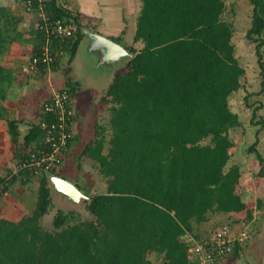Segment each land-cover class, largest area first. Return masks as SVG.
Wrapping results in <instances>:
<instances>
[{
	"label": "trees",
	"instance_id": "trees-1",
	"mask_svg": "<svg viewBox=\"0 0 264 264\" xmlns=\"http://www.w3.org/2000/svg\"><path fill=\"white\" fill-rule=\"evenodd\" d=\"M248 1L252 15L245 37L255 44L262 75L264 0ZM43 4L51 18L76 25L73 35L50 43L51 49L69 51L72 59L81 38L79 17L59 0ZM224 8L225 0H140L133 45L124 46L132 57L114 74L103 97L110 129L95 125V137L79 153L95 161L105 190L91 194L76 184L88 196L89 217L59 208L44 222L54 203L47 175L29 169L12 175L9 186L20 179L27 187L36 179L35 202L16 219L0 215V264H191V247L210 241L220 227L234 235L244 231L253 208L240 195V166L228 165L235 146L229 131L241 123L228 97L240 88L246 71L235 56L233 25L223 19ZM25 12L31 17L34 55L42 50L45 33L36 26L35 12ZM21 26L22 17L0 0V121L6 120L15 147L14 166L43 138L38 124L20 138L16 121L7 119V90L15 74L1 59L13 42L28 41ZM138 41L142 44L135 46ZM65 89L72 101L74 85ZM259 108H252V117ZM258 121L253 124L263 123ZM105 127L111 132L106 151ZM257 142L256 137L247 150L255 152L256 175L264 177ZM11 172L8 168L0 176ZM243 210L246 217L237 216L217 230L212 226L216 212ZM240 245L234 242L230 254L237 256Z\"/></svg>",
	"mask_w": 264,
	"mask_h": 264
},
{
	"label": "rangeland",
	"instance_id": "rangeland-1",
	"mask_svg": "<svg viewBox=\"0 0 264 264\" xmlns=\"http://www.w3.org/2000/svg\"><path fill=\"white\" fill-rule=\"evenodd\" d=\"M103 4L104 6L106 5L107 8L105 15L109 25L118 24L122 1L105 0V3ZM125 11L126 9L123 11V14H126ZM137 12H132L130 15L126 14L123 21H121V24H118V27H123L120 28L122 29V34L120 36L127 45H133L131 33H134L136 19L135 13ZM251 15L252 6L248 0H225V8L222 17L233 25L234 31L232 42L234 44L235 56L238 59L239 64L243 66L246 71L245 75L240 78V88L232 92L228 97L230 110L238 114L239 121L241 122L238 127L229 131L231 135H233L235 146L231 149L232 154L231 158L228 160V165L237 164L240 166L242 180V183L239 186L240 195L242 200L253 208L252 217L248 220L245 226L246 228H244L246 237L240 242L242 253L245 254V256L252 253L251 257H253L252 255L254 254L257 256L264 254V177L256 175L259 170L258 159L255 156V152H248L247 148L257 137L258 142L255 147L264 156V72H262L263 74L261 75L260 65L255 53V44L249 42L245 37L246 30L250 26ZM123 22L125 23V26ZM118 27H115V29ZM138 42L139 43L134 45L140 46L142 44L141 41ZM119 43L121 44L122 42L119 41ZM260 51L263 52L262 56L264 59V46L260 48ZM126 59L127 58H125L120 65L115 66L113 70L106 71L107 74H105V76L107 78L102 75L104 73L99 75L101 71H97L98 75H95L91 72L90 67H83L81 70L74 71V74H71L72 77L74 76L73 81H79L78 87L81 95L80 98L79 95H77L76 98H73L75 115L77 113L72 129V134L75 138L73 139V144L69 148L68 154L63 161L64 168L61 171V168H59L58 173L63 178L72 181L75 185L77 184L81 189H88L91 194L102 193L105 190L104 178L102 174L98 172V166L95 165V161L86 155L81 154V156H79V153L87 141L95 137V125L105 126L109 124L110 109L105 105L103 97L106 94V90L113 75L125 69L124 61ZM96 76H100L101 79L96 78ZM91 81L98 86V89L94 91L92 89L90 90L88 87L90 90L89 92L87 86L88 82ZM68 83L72 86L71 82ZM68 83L65 84V88L69 86ZM101 86L102 88H100ZM258 105H260V108L256 111L254 117H252V108ZM261 119L263 120L262 124H253V122H259L258 120ZM38 120H36L35 125H37ZM109 129L108 125V130ZM108 130L106 128L104 151H106L109 146L108 138L110 137L111 132ZM78 165L80 167H78ZM228 165L226 166L228 167ZM28 185L30 187L31 183ZM28 185L27 187L22 186V188L27 192L29 205L32 202L30 197H32L33 194L28 193ZM52 197L54 201L53 210L45 216L44 222H49L52 213L56 212L59 208L64 211L71 208L79 212L81 217H89L85 207L86 200L80 199L76 204L68 205L62 201L55 200L56 197L53 190ZM258 198H261L262 200L260 206H258L257 203ZM25 211L26 209L24 208L21 213H24ZM237 216L244 218L246 217V212L243 210L235 215L232 213L216 212L212 217V226L215 228L219 225H226V223H229L231 219ZM215 230L217 229L215 228ZM251 257L249 258V261H252ZM151 258L154 260V257L151 256Z\"/></svg>",
	"mask_w": 264,
	"mask_h": 264
},
{
	"label": "crops",
	"instance_id": "crops-1",
	"mask_svg": "<svg viewBox=\"0 0 264 264\" xmlns=\"http://www.w3.org/2000/svg\"><path fill=\"white\" fill-rule=\"evenodd\" d=\"M121 1L122 6L120 5L121 11L118 24H121V21H123L126 14L130 15L132 12H137L140 7V0ZM2 2L5 5L11 6L14 12L22 17V36L23 39L28 40L13 42L9 50L1 59L2 64L12 70L15 74L11 86L7 90L5 104L8 109L7 119L16 121L17 130L20 133L19 135L21 138L26 135L31 126L35 124L36 120L41 116V103L52 90L65 88L66 82H71L75 88L76 95L74 98H76L77 95H79L80 98L81 92H79L80 89L78 87L79 81H73L74 76H71V74H74V71L81 70L83 67H90L91 72L95 75H98L97 71H101L99 75L104 73L102 75L107 78L105 76V74H107L106 71L114 69V67L110 65L107 66L97 61L99 54L94 52L89 43H87L89 39L87 40L88 37L83 32L86 30H92L113 39L122 34V29L120 28L123 27H118V24L109 25L105 15L107 8L106 5L104 6L103 4L105 3V0H67L66 7L74 12V15L79 17L81 23V38L77 45L75 55L71 59L69 51H64V53L58 57L56 68L50 66L49 68L38 69L36 72H29L26 69V66L34 52V44L31 42L33 36L30 35L29 31L31 17H29L30 15L24 11L22 0H2ZM125 9L126 14H123ZM137 13L135 14L137 15ZM115 27L118 28L115 29ZM131 35L133 39V34L131 33ZM120 42H122V46H128L124 43L122 38L120 39ZM96 78L101 79L100 76H96ZM102 86L100 88H102ZM88 87L90 90L92 89L94 91L98 89V86H96L93 81L88 82L87 89ZM71 102L73 104V99ZM14 150L15 147L11 142L6 120H2L0 121V175H5L8 168L13 169L15 165V161L13 160ZM60 168L61 171L64 168V163ZM58 175L61 176L59 173ZM30 183V187L28 185V193L33 194V196L30 197L32 202L29 205L27 192L22 188L23 185L21 184L20 179H16L9 186L7 195L0 197V214H2L3 217L16 219L20 216L21 211L24 208L26 211L31 209L35 202V189L37 186L36 179L31 178ZM241 248L242 247L240 246L237 256L230 254L226 259L217 264H264V254H260V256L258 255L259 257L254 254L252 255L253 257H251L252 253H249L250 255L245 256V254L242 253ZM250 257L252 258V261H249ZM191 264H198V262L193 261Z\"/></svg>",
	"mask_w": 264,
	"mask_h": 264
},
{
	"label": "built area",
	"instance_id": "built-area-1",
	"mask_svg": "<svg viewBox=\"0 0 264 264\" xmlns=\"http://www.w3.org/2000/svg\"><path fill=\"white\" fill-rule=\"evenodd\" d=\"M44 1L36 0V5L32 0L23 2L25 11L35 12L38 18L36 26L45 33L42 50L28 60L26 69L29 72H36L41 64L49 68L64 53L61 49H51L52 38L63 40L73 35L77 29L72 21L51 18L43 10ZM59 2L66 6L67 0H59ZM40 112L41 116L37 124L43 130L41 146L35 148L27 158L14 166L10 174L0 177V197L7 195L12 175L19 174L20 170L29 169L35 174L57 175L58 169L63 164L68 141L73 135L72 125L75 116L67 90L65 88L52 90L42 101ZM46 116L50 119H46ZM245 237L244 231L234 235L224 226L210 241L191 247L189 258L198 264H217L229 256L234 242H241Z\"/></svg>",
	"mask_w": 264,
	"mask_h": 264
},
{
	"label": "water",
	"instance_id": "water-1",
	"mask_svg": "<svg viewBox=\"0 0 264 264\" xmlns=\"http://www.w3.org/2000/svg\"><path fill=\"white\" fill-rule=\"evenodd\" d=\"M83 33L88 37L87 43L93 51L99 54L97 58L99 63L115 67L120 65L125 58L132 57V54L124 46L111 38L92 30H86ZM47 181L52 190L62 193L72 202L88 198L74 183L59 175L48 174Z\"/></svg>",
	"mask_w": 264,
	"mask_h": 264
},
{
	"label": "flooded vegetation",
	"instance_id": "flooded-vegetation-1",
	"mask_svg": "<svg viewBox=\"0 0 264 264\" xmlns=\"http://www.w3.org/2000/svg\"><path fill=\"white\" fill-rule=\"evenodd\" d=\"M53 192H55V197H56L55 200L62 201L63 203L68 204V205H74L78 202V201L77 202L70 201L65 195H63L60 192H57L56 190H53Z\"/></svg>",
	"mask_w": 264,
	"mask_h": 264
},
{
	"label": "clouds",
	"instance_id": "clouds-1",
	"mask_svg": "<svg viewBox=\"0 0 264 264\" xmlns=\"http://www.w3.org/2000/svg\"><path fill=\"white\" fill-rule=\"evenodd\" d=\"M58 175V174H57Z\"/></svg>",
	"mask_w": 264,
	"mask_h": 264
}]
</instances>
